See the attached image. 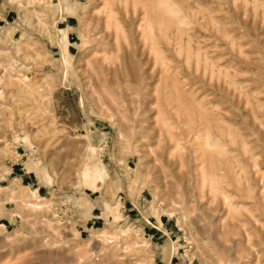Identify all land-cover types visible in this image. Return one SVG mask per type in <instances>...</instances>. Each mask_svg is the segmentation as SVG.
Wrapping results in <instances>:
<instances>
[{
	"label": "rangeland",
	"instance_id": "1",
	"mask_svg": "<svg viewBox=\"0 0 264 264\" xmlns=\"http://www.w3.org/2000/svg\"><path fill=\"white\" fill-rule=\"evenodd\" d=\"M0 264H264V0H0Z\"/></svg>",
	"mask_w": 264,
	"mask_h": 264
},
{
	"label": "bare ground",
	"instance_id": "2",
	"mask_svg": "<svg viewBox=\"0 0 264 264\" xmlns=\"http://www.w3.org/2000/svg\"><path fill=\"white\" fill-rule=\"evenodd\" d=\"M151 30V29H150ZM62 41V40H61ZM59 43H61V42H59ZM60 45V44H59ZM63 48H64V46H62ZM63 48L61 49V50H63ZM64 80V79H63ZM173 139V138H172ZM177 143V142H176ZM175 143V144H176ZM176 146H177V144H176ZM174 149L176 150L177 149V147L175 148L174 147ZM85 175L86 176H88V177H90V178H92V179H100L102 176L99 174V172H97L96 171V169L94 168V166H92V165H90L89 166V168L85 171ZM104 173H103V177H104ZM178 178H180V176L178 177ZM14 182V181H13ZM211 183V182H210ZM15 184V183H14ZM214 184V185H213ZM215 182L214 183H211V185H210V187L212 188V189H216L215 187ZM217 188H219V187H217ZM220 190H221V192H222V194H223V192L225 193V191L223 190V188H219ZM15 191V190H14ZM11 194V193H10ZM19 194H21L20 192H19ZM18 194V195H19ZM22 195H23V197H25V198H27V195L25 194V193H22ZM223 197L225 198L226 197V195H223ZM8 200H10V201H17V202H19L20 204H22V205H24L25 206V208L26 209H33V208H35V207H38L37 206V204H34V203H32V202H30V200H28V201H24L23 199H18V197H17V195H14L13 193H12V195H10L9 197H8ZM23 210H24V208H23ZM28 211V210H27ZM31 211V210H30ZM183 217H184V214H183ZM193 239V238H192Z\"/></svg>",
	"mask_w": 264,
	"mask_h": 264
}]
</instances>
